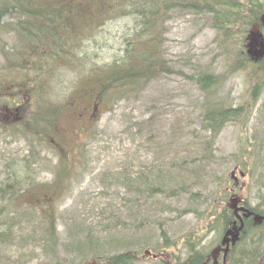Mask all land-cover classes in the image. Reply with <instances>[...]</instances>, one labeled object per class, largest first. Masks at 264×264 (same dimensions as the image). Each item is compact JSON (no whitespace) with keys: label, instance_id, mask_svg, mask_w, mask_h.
<instances>
[{"label":"rangeland","instance_id":"374dc122","mask_svg":"<svg viewBox=\"0 0 264 264\" xmlns=\"http://www.w3.org/2000/svg\"><path fill=\"white\" fill-rule=\"evenodd\" d=\"M25 19L21 15L16 20L7 17L1 21L0 89L4 86L5 94L12 91L14 83L9 77L19 74L12 51L23 50L15 30L17 23ZM211 20V15L188 10L169 13L162 26L167 75L136 99L121 102L114 112L105 114L95 129L96 134L81 145L80 108L67 110L62 116L56 144H44L18 132H4L0 125V185L17 176L24 166L25 171L18 176L35 183L8 205L0 202V264H100L104 259L106 264L108 259L125 253L132 255L133 264H183L188 250L173 248V244L181 241L184 245L190 234L198 237L204 233L213 210L204 215L203 221L201 216L204 210L210 209L211 197L221 198L218 192L223 186L219 184L231 179L233 172L239 184L237 190L234 181L229 184L228 191L231 187L234 190L228 192L230 199L238 197L260 212L264 210V153L260 152L257 158L250 150L253 144L262 150L264 146V74L254 76L253 72H247V67L235 70L244 39H237L234 47L229 48V56L218 45V33ZM132 27L128 19L104 27L100 36L103 42L95 46L100 49L105 44L104 49L97 51L100 63L115 58L124 46V35ZM205 72L221 79L214 94L215 102L228 108H243L246 112L240 119L227 122L215 138L210 150L213 159H208L212 164L208 179L189 178V188L185 187L174 198H165L155 210L159 214L155 229L139 231L137 224L129 219L128 233L108 238L107 231L113 226L110 223L124 211L128 199L129 189L117 181L122 175L136 176L154 162L171 165L177 155L179 160L186 158L193 165L208 148L206 143L210 142L211 132L204 130L206 124L202 118L206 96L196 82L188 79ZM149 118H153L152 124L147 122ZM150 136L155 137L153 142H148ZM61 152L69 162H80L75 182L50 209L57 219L58 241L49 242L44 222L48 212L37 205L41 203L43 191L55 180ZM241 173L245 178H241ZM28 205L35 208L28 209ZM12 227L6 237L4 232ZM208 237L202 247L208 252L218 249L222 231L211 232ZM74 239L101 241H91L94 242L92 250H78L70 247ZM154 246L163 249L155 252ZM146 251L160 257L154 259Z\"/></svg>","mask_w":264,"mask_h":264},{"label":"trees","instance_id":"16d2710c","mask_svg":"<svg viewBox=\"0 0 264 264\" xmlns=\"http://www.w3.org/2000/svg\"><path fill=\"white\" fill-rule=\"evenodd\" d=\"M178 10L211 15L212 26L218 33V45L229 56V48L234 47L237 39H244L242 50L237 55L241 57L240 62L235 70L242 71L247 67V72H253L254 76L264 74V58L255 60L251 57L247 45L251 32L258 26L264 34L261 25L264 0H0V25L7 17L14 20L17 16L26 17L17 23L15 30L23 50L12 51L19 74L9 77L14 82L11 84V92L5 94L4 86L0 89L1 129L4 132H18L44 144H56L62 116L67 110L77 111L80 108V145L91 139L105 114L114 112V108L121 102L136 99L167 75L162 50V26L169 13ZM124 19L130 20L133 25L124 35V46L112 61L100 63L97 51L104 49L105 44L100 49L95 46L103 42L100 36L104 27ZM90 49H93L92 53ZM188 79L196 82L206 96L202 113L206 127L202 129L211 132L210 142L206 143L208 148L199 157L200 161H194L193 165L186 158L179 160L177 155L171 165L154 162L150 167H143L136 176L122 175L117 181L129 189L128 199L124 211L119 213L116 220L111 221L110 225L113 226L107 231L108 238L113 234L128 233L131 229V225L127 226L129 219L137 224L139 231L155 229L159 220L156 208L164 203L165 198H174L185 187L189 188V178L208 179V169L212 165L209 160L213 159L211 148L215 138L227 122L240 119L246 113L243 108H228L214 101V94L221 83L218 75L205 72ZM67 88L71 90L67 92ZM148 120L152 124L153 118ZM154 138L150 136L148 142H153ZM251 148L257 158L260 152L264 153V146L263 150L254 144ZM78 162H69L61 152L55 180L43 191L41 203L37 205L48 212L44 222L47 224L45 231L49 242L58 241L57 219L50 209L55 207L59 196L75 182ZM25 168L18 170L13 179L0 185V202L4 205L15 201L21 192L24 194L27 189L35 186L34 181L18 176ZM232 181L235 183L234 189L238 188L232 176L219 184V187L223 186V190L218 192L221 198L211 197L213 199L208 205L210 209L204 210L200 220H205L204 215L213 210L210 221L204 226V233L198 237L190 234L185 238L184 245L181 241L173 244V248L177 246L188 250L183 264H260L264 260V219L261 223L255 219L257 215L264 217V210L260 212L238 197L230 199L228 192L234 190L231 187L228 191V187ZM42 188H45L44 185ZM26 208L35 207L28 205ZM240 208L254 215L245 218ZM239 215L242 216L241 222H244L241 239L235 246H231L227 255L222 243L218 249L210 252L202 247L211 232L222 231L223 242L229 229L242 225ZM9 229L4 232L6 237L13 227ZM91 232L93 234L94 231ZM91 241L101 239H87L85 242L74 239L69 246L78 250H92L94 242ZM160 249L163 248L154 246L153 251L158 252ZM107 262L133 264V257L129 253L119 254Z\"/></svg>","mask_w":264,"mask_h":264},{"label":"water","instance_id":"95a60500","mask_svg":"<svg viewBox=\"0 0 264 264\" xmlns=\"http://www.w3.org/2000/svg\"><path fill=\"white\" fill-rule=\"evenodd\" d=\"M259 44V49L255 52L256 59H259L264 55V41H263V35L255 31L250 39V50H252L255 46ZM246 217L252 216L253 213L246 210ZM256 219L261 222L264 218L262 216L257 215ZM244 225L240 228H233L229 230L226 234L225 241L223 242L224 245L229 244L230 241H232L233 245L236 244V242L240 239L241 231L243 230ZM230 237H233V239H230ZM228 253V250L226 251V254ZM146 255H151V252L147 251ZM154 258H157V256H153Z\"/></svg>","mask_w":264,"mask_h":264},{"label":"flooded vegetation","instance_id":"af4514ba","mask_svg":"<svg viewBox=\"0 0 264 264\" xmlns=\"http://www.w3.org/2000/svg\"><path fill=\"white\" fill-rule=\"evenodd\" d=\"M261 25H263V27H264V20L263 19H261ZM258 27H260V26H258ZM257 48H258V46H256L255 48H253V52H255L256 50H257ZM253 52L252 53H250L252 56H253ZM237 214H240V212L239 213H237ZM245 214L243 213V216H244ZM242 217V216H241ZM241 217H240V215L238 216V219L240 220V222H241Z\"/></svg>","mask_w":264,"mask_h":264}]
</instances>
